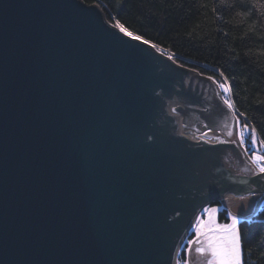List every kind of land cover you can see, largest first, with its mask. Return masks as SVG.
I'll use <instances>...</instances> for the list:
<instances>
[{"label":"water","instance_id":"95a60500","mask_svg":"<svg viewBox=\"0 0 264 264\" xmlns=\"http://www.w3.org/2000/svg\"><path fill=\"white\" fill-rule=\"evenodd\" d=\"M112 24L83 0H0V264H174L221 189L264 195L236 145L168 132L217 123V84Z\"/></svg>","mask_w":264,"mask_h":264},{"label":"trees","instance_id":"16d2710c","mask_svg":"<svg viewBox=\"0 0 264 264\" xmlns=\"http://www.w3.org/2000/svg\"><path fill=\"white\" fill-rule=\"evenodd\" d=\"M97 4L107 20L119 19L137 35L171 53L177 64L200 75L224 71L237 112L264 138V0H83ZM235 78V79H233ZM244 118L242 117L241 120ZM211 204H216V201ZM224 209L219 219L224 218ZM251 253L248 264H264L257 236L264 229V205L241 219ZM177 264L186 258L185 245ZM264 241V234L259 235Z\"/></svg>","mask_w":264,"mask_h":264},{"label":"snow or ice","instance_id":"6c2138e0","mask_svg":"<svg viewBox=\"0 0 264 264\" xmlns=\"http://www.w3.org/2000/svg\"><path fill=\"white\" fill-rule=\"evenodd\" d=\"M261 6L264 7V4ZM111 26L124 36L142 42L145 45H150L157 52L161 51L159 45L151 43L141 35L129 31L119 19L115 20ZM168 59L172 60L174 57L169 56ZM180 66L183 67V65ZM218 75L223 82L217 80L215 75L207 76L206 79L218 84L222 90L221 104L226 110L231 112L232 119L235 120L234 128L227 132V136L230 139L220 140L219 142L221 144L231 143L236 145L237 148L242 150V154L248 155L253 166L250 170L253 171L254 175L264 178V151H262L264 149V138L260 137L254 125H250L245 113L237 112L235 101L232 99L231 84L228 76L224 71H219ZM260 103H264V101ZM170 111L173 114L179 112L176 107L171 108ZM242 117L244 118L243 120H241ZM214 139L218 140L219 138L214 137ZM259 194L258 190L253 188L249 190V196L246 198L244 195L236 193L235 190L221 189L216 206L202 208L200 216L197 217V222L192 225L194 235L184 246L188 256L190 257L195 252L199 264H248L247 254L251 253V248L248 247V240L245 236H242L239 227L241 217L247 212L248 205L242 204L241 211L238 214H233L227 210V202L231 200L233 195H237L239 200L244 202L246 199L250 201L252 197ZM220 208H224V218L230 222L223 224L217 222ZM260 234H264V229L261 230ZM260 234L257 236V247L260 250L262 259H264V241L259 240ZM182 264H191V260L183 258Z\"/></svg>","mask_w":264,"mask_h":264},{"label":"rangeland","instance_id":"374dc122","mask_svg":"<svg viewBox=\"0 0 264 264\" xmlns=\"http://www.w3.org/2000/svg\"><path fill=\"white\" fill-rule=\"evenodd\" d=\"M110 22L111 23H114L115 21H114V19H112V21H110ZM166 54L168 56H172V54L169 53V52H167V51L165 52V55ZM216 88H217V90L219 89L218 90L219 94H222V90L219 88L218 84L216 85ZM191 103H192V106L193 107H196L199 104V102H196V101H193V100H191ZM185 119H186V125L187 126H193L195 128L197 127V124H198L199 121H201V120L202 121H205V119H203L201 116H199L194 111H192V117H185ZM206 125L210 127V123H206ZM213 126L220 127L223 131L226 132V135H227V132L230 129H233L234 126H235V120L232 119L231 112L229 110H226L223 105L221 107V110H220V113H219V116H218L217 123H215ZM197 130L199 132H201V130H199V128H197ZM204 137H212V138L218 137L219 140H222L220 138V135H218L216 133H207V135H205ZM233 139H234V137H233ZM262 151H264V150L262 149ZM241 153H242V151H241ZM242 156H243V154H242ZM243 158H244V156H243ZM244 161H245V164L248 163V162H246V159L245 158H244ZM259 193H260L259 195L255 196V197H252L250 199V201L248 199H246V201H244V202L240 201L239 199L228 201L227 202V210L230 211V212H232L233 214H238L241 211V205L242 204H247L248 205L247 212L241 217V219H243V218H250L252 216V214L255 213L256 210H258L259 208H261L263 206V204H264V199H262L261 202L256 205V203H257L256 201L259 199V197H264V195L262 194V192H259ZM246 195H249V194H245L244 196L246 197ZM208 206H216V204H211L210 203V204H208V205H206L204 207H208ZM223 209L224 208H220V211L223 210ZM201 210L198 213L199 216L201 214ZM205 219H206V217H205ZM217 222L220 223V224H223V223H228L230 221H228V220L221 221L219 219V214H218V216H217ZM192 233H193V230H192ZM193 235H194V233H193ZM186 258H189L191 260V264H199V261L197 259V256H196V253L195 252H193L190 257L186 253ZM178 264H182V262L179 261Z\"/></svg>","mask_w":264,"mask_h":264},{"label":"bare ground","instance_id":"6f19581e","mask_svg":"<svg viewBox=\"0 0 264 264\" xmlns=\"http://www.w3.org/2000/svg\"><path fill=\"white\" fill-rule=\"evenodd\" d=\"M171 93H172V95H176V92H175L174 88H172ZM164 115L162 116V119L165 121V116ZM197 128H199V130H201V132H199L197 130ZM168 132L169 133H172V134H175V135L182 136V137H186V138H188V134L189 133L190 134L199 135V136H205V133H216V134L220 135V138L222 140H228V139H230L226 135V132L223 131L220 127H218V126L209 127L206 124L199 125V122H198L196 128L193 127V126H187L186 123L174 124V126H172V127H170L168 129ZM209 138H212V137H209ZM243 156L246 159V162H248L246 164V166H252L250 160L248 159L249 158L248 155L243 154ZM224 167H226V168H228V169L236 172V170L226 160H224ZM248 196L249 195H246V197H248ZM237 199H239L237 195H233L232 198H231V200H237ZM198 216L199 215L197 214L196 217L193 219V221L190 223L189 227L187 228L186 233L180 239L179 244H178V246H177V248L175 250V254H174V264H177V257H178L179 251L181 250V247L185 243L188 234L193 230L192 225L197 222V217Z\"/></svg>","mask_w":264,"mask_h":264},{"label":"crops","instance_id":"0c3cea01","mask_svg":"<svg viewBox=\"0 0 264 264\" xmlns=\"http://www.w3.org/2000/svg\"><path fill=\"white\" fill-rule=\"evenodd\" d=\"M261 198V199H260ZM264 199V197H259V199L256 201V205L261 202V200ZM260 200V201H259Z\"/></svg>","mask_w":264,"mask_h":264}]
</instances>
